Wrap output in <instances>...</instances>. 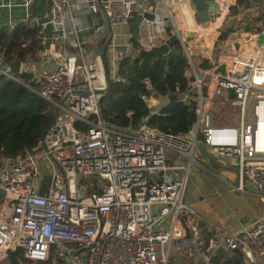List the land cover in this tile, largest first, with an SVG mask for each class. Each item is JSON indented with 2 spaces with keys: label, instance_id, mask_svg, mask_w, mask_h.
I'll use <instances>...</instances> for the list:
<instances>
[{
  "label": "built area",
  "instance_id": "obj_1",
  "mask_svg": "<svg viewBox=\"0 0 264 264\" xmlns=\"http://www.w3.org/2000/svg\"><path fill=\"white\" fill-rule=\"evenodd\" d=\"M47 1L52 4L49 12L41 17L29 15L23 22L41 29L37 35L43 46L50 37V46L39 52L41 63L20 60V71L14 73L0 55V78L25 85L55 106L64 100L35 152L4 166L0 163V264H11L8 255L13 251L20 264L24 261L18 252L23 259L44 263L53 251V259L65 264H171L179 255L197 254L202 255L201 264H210V252L218 249L227 257L240 251L244 264H264V223L219 234L207 242L199 234L195 210L184 202L189 172L194 166L202 167L195 157L200 143L218 157L235 158L240 176L235 189L251 190L264 201V138L260 136L264 42L250 50L264 36V0H258L263 18L259 28L248 30L250 25L242 21L236 38L240 49L202 70L186 47L184 33L215 31L219 35L229 21L232 1L226 6L223 0H207L218 4L219 11L210 12V22L201 24L195 3L188 0L193 25L184 21L178 0ZM31 2L26 0L25 5ZM145 12L154 18H146ZM135 14L141 19L133 33L126 29ZM82 16L88 17L87 23L81 22ZM48 23L53 24L50 35L45 33ZM67 23L73 24L72 29L66 28ZM85 31L92 36L106 33V62L99 50L84 47L79 34ZM172 35L179 40L172 49L181 48L193 74L192 94L183 97L197 104L191 129L175 134L152 127L147 120L124 128L104 120L102 99L109 80H121L123 61L140 59L139 50L161 46ZM131 46L137 55L118 52V47ZM38 69L41 72L35 74ZM187 70L185 66L183 74ZM26 74H31L27 83L23 81ZM143 82L154 92L149 80ZM224 107H232L228 114L233 123L220 122ZM170 151L181 160L171 164ZM47 175L50 180L41 194Z\"/></svg>",
  "mask_w": 264,
  "mask_h": 264
},
{
  "label": "trees",
  "instance_id": "obj_2",
  "mask_svg": "<svg viewBox=\"0 0 264 264\" xmlns=\"http://www.w3.org/2000/svg\"><path fill=\"white\" fill-rule=\"evenodd\" d=\"M231 13H237L235 7ZM140 19V15L135 14L132 20V25L133 22L135 23L134 31L138 28ZM40 31V28H33L27 23H20L14 28L1 29L0 55L4 63L10 64L15 60L22 61L27 58L35 59L44 48L37 35ZM28 40L27 47H23ZM185 64V57L167 60L125 59L120 67L121 80H109V87L102 99V118L106 121L110 120L118 128L127 127L129 124L138 125L147 120L149 125L162 131L185 134L191 129L196 119V102L174 101L158 108V112L155 113L142 98L143 96L152 102L158 99L154 96L156 91L159 95H166L164 97L166 99H169V95H177V99L185 97L188 92L167 93L171 89H177L174 72L177 70L179 76L180 74L182 76ZM180 66L181 68L178 69ZM29 77V75H23V81L27 83ZM146 78L152 80L154 92L147 89L146 84L144 85L143 81ZM185 78L192 82L186 75ZM55 108L52 102L46 101L25 85L3 76L0 78V157L9 162L1 166L10 164L18 157L26 156L30 152H35L38 141L52 124ZM236 254L233 257L224 258L218 264H243L244 255L240 251ZM18 257L24 261V264H43L23 259L20 252ZM53 257L52 253L49 262L53 260ZM210 264H216V261Z\"/></svg>",
  "mask_w": 264,
  "mask_h": 264
},
{
  "label": "crops",
  "instance_id": "obj_3",
  "mask_svg": "<svg viewBox=\"0 0 264 264\" xmlns=\"http://www.w3.org/2000/svg\"><path fill=\"white\" fill-rule=\"evenodd\" d=\"M246 1L245 3L254 1V3L257 4L256 7H259L258 0ZM25 2L26 0H0V30L7 27L12 28L10 26L11 24L18 26V24L25 22L27 20V16L29 15L41 17V15L51 10L52 4L47 0H33V2H31L29 5H25ZM222 2L225 3L226 6L230 2L233 3L232 5H228L229 13L227 14V19L229 21L226 26L222 27V31H227L226 38H223V40L218 39L219 35L222 32H220V34L218 35V32L215 31H205L195 36H188L189 33H184L185 40L187 42L186 47L194 56L193 58L195 59V63L197 64V67H199V69L201 70L204 69V67H206V65L208 64L210 66L215 60H217V58H221L222 55L219 49L226 47L227 43L231 42L227 26H232L238 23L237 26L235 25L236 29L233 31L235 33V37L237 38V27L242 21H246L252 29L256 30L259 28L263 19L262 11L255 12L253 10L247 9L240 11L239 2H241V0H223ZM234 7L237 10L236 14L231 13V10H233ZM97 16L100 19L101 23H103V17L101 15ZM80 19L81 22L84 24L88 22V17L86 16H82ZM26 23L32 26V22ZM72 27V23H67L66 28L68 30L72 29ZM133 28H135L134 22L133 25L131 24V26L126 30H132L133 33H136L137 28L135 31L133 30ZM92 35L93 34H90L85 31L79 34V38L81 41L85 42L84 47L88 51H94L95 49L99 50L103 57V61L106 62L107 59L105 60L106 57L104 55L106 33L103 31H99L98 33H95L94 36ZM235 37V40L233 42L237 41ZM211 40H213L212 43L209 42ZM217 40H219L220 44L217 42ZM236 43L237 42H235V44ZM261 45L262 44H260L258 41L256 45H254L250 50L254 51L258 49V47ZM49 46L44 45L45 49H47ZM177 46L178 44L175 45V47ZM71 49L73 50V48ZM134 49L135 48L133 46L129 48L118 47V52L124 56L126 54L128 57H132L133 55H137ZM180 49V47H177L178 51H181ZM169 58L175 57H166L164 55L157 59L167 60ZM28 59L34 61V63L38 62L39 64L42 61V59L39 57V54L36 56L35 59L27 58L25 61H27ZM39 72H41L40 69H38L35 74ZM188 74L193 76L192 71H190L189 68L186 72V75ZM26 75H29L31 77V74ZM189 88H191V86ZM167 102L170 103L171 100L168 99ZM152 107L156 108V105ZM224 108L221 109L224 110ZM231 108L232 107L228 108L227 112ZM167 155L170 158L169 162L171 164L181 160L179 155H177L173 151L168 152ZM195 157H197L202 167L198 165L194 166L189 172V179L184 194V202L186 204L191 205L195 210L199 234L203 236L207 242L210 239L217 237L219 234L224 235L228 232L239 230L243 227H247V225H253L257 222L264 223V201H262L251 190L246 191V193H240L235 189V186H238L240 182V176H238V168L236 171L230 169L231 164L234 163L236 165L235 158H222L218 157L217 155H214V157H216V162L211 163L207 157H202L199 151L196 152ZM209 251H211V249ZM210 255L211 262L216 261V264H218V262L223 260L224 258H228L227 255H225L223 249L213 250L210 252ZM201 263L202 255L197 254L196 256H191L189 258H177L173 260L171 264ZM244 263L245 261L243 262V264Z\"/></svg>",
  "mask_w": 264,
  "mask_h": 264
},
{
  "label": "water",
  "instance_id": "obj_4",
  "mask_svg": "<svg viewBox=\"0 0 264 264\" xmlns=\"http://www.w3.org/2000/svg\"><path fill=\"white\" fill-rule=\"evenodd\" d=\"M192 1L195 3L196 10H197V6L206 5V6H204V9H202L201 12H199L197 10V12H198L197 17H198L199 23H201V24H208L210 22V20H209L210 12H218L219 11V5L214 3V2H208L207 0H192ZM255 1H257V0H255ZM144 16L148 19L154 18V15L150 12H145ZM249 29H251L250 26L248 27V30ZM52 30H53V24L48 23V25L46 26V29H45V33L47 35H50ZM226 37H227V31H222V33L219 35L218 39L223 40V38H226ZM259 38H260L259 43L262 44V42L264 40V36L262 35ZM178 41H179L178 35H172L171 37L166 39L164 44H162L161 46L153 47L150 50H147V49L139 50L138 57L140 59H143V60H145V59H157V58L162 57L164 55L166 57H182L183 56L182 51H176V50L172 49V45L177 43ZM49 43H50V38L48 37L46 39V44L49 46L50 45ZM20 67H21L20 60H15L14 62L10 63V68L14 73H19ZM219 71L221 73L224 72V64L219 68ZM230 92H231V96H233V90H230ZM178 100L179 99L174 98V99H171V102L178 101ZM59 102H60V105H62L64 103V100L62 99ZM60 105L56 106V108H55L54 116H53V119L51 121L52 123L55 120V118L57 117V115L59 114ZM198 151L200 152L202 157H205V158L207 157L211 163L216 162V157H214V155L211 152H209V150L203 144L200 143L198 145ZM49 180H50V176L47 175L44 177V183L42 186V190L40 191L41 194L43 193L44 189L47 187ZM1 194L4 195L5 192L2 190ZM177 258H183V256L179 255ZM8 259L10 260L11 264H20V262L17 258V253L15 251L9 253Z\"/></svg>",
  "mask_w": 264,
  "mask_h": 264
},
{
  "label": "rangeland",
  "instance_id": "obj_5",
  "mask_svg": "<svg viewBox=\"0 0 264 264\" xmlns=\"http://www.w3.org/2000/svg\"><path fill=\"white\" fill-rule=\"evenodd\" d=\"M256 3H254V1H251V2H248V3H245V2H243V1H241V2H239V7H240V11H243V10H253V11H255V12H259V11H261V8L260 7H256ZM204 6H206V5H199V6H197V10L199 11V12H201L202 11V9H204ZM180 16V15H179ZM190 22V21H189ZM191 23V22H190ZM189 23V24H190ZM235 23H237V22H235ZM238 24V23H237ZM237 24H234V25H232V26H227V29L229 30V35H230V39H231V42H229V43H227V45H226V47H223V48H220L219 50H220V53H221V55L223 56V55H228L230 52H235V51H237V50H239L240 49V46H239V44L238 43H236L235 44V42H233L235 39H234V37H235V33L233 32L235 29H236V26H237ZM190 25H193V24H190ZM236 25V26H235ZM181 26L183 27L184 26V22L183 23H181ZM236 38V37H235ZM212 41L213 40H211V41H209L210 43H212ZM233 42V43H232ZM186 60V59H185ZM185 66H187L188 68H189V64H188V60H186V64H185ZM184 66V67H185ZM168 68H170V67H168ZM172 68V67H171ZM170 68V69H171ZM181 68V66L178 68V69H180ZM184 69V68H183ZM118 71V69H115V72L114 73H116ZM174 75H175V80H176V82H177V85H176V87H177V89H174V90H170L169 92H167L168 94H173L174 92H183V93H187V92H189L190 91V86H193L194 84H192L191 82H190V80L188 81L186 78H185V71H184V74L181 76V74H180V76H179V73L177 72V70H175V72H174ZM117 78H118V76H116V77H114V79L115 80H117ZM192 79H193V77H192ZM146 80H149V82H151L152 83V80L151 79H149V78H146ZM188 82V83H187ZM190 82V83H189ZM193 82H194V79H193ZM180 83H181V85H180ZM152 86H153V83H152ZM185 86H187V88H185ZM154 96L155 97H157L158 98V105L156 106V108H154L155 110L159 107H162V106H164V105H166V103H168L167 101H168V99H166V98H164L165 96H162V95H159V93L156 91V92H154ZM185 97H187L186 95H185ZM181 100H185V98H183V99H181ZM163 103H165V104H163ZM222 111L219 113V118H220V122L221 123H224L225 124V122H232L233 123V120H231V117L229 116V114H228V112H230L231 111V109H229L228 110V112H227V109H225L224 108V110L223 109H221ZM223 111L225 112H227V114L225 113V114H223ZM0 163L1 164H4V163H9V162H7L4 158H2V157H0ZM230 163H232V162H230ZM230 169H232L233 171H236L237 170V166L233 163V164H231L230 165ZM184 214V213H183ZM53 255H55V251H53ZM67 257H68V255H67ZM54 258V257H53ZM172 263V262H171ZM2 264H6L5 262L4 263H2ZM43 264H65V262L64 261H60V259H57V261H55L54 259L51 261V262H46V263H43Z\"/></svg>",
  "mask_w": 264,
  "mask_h": 264
},
{
  "label": "bare ground",
  "instance_id": "obj_6",
  "mask_svg": "<svg viewBox=\"0 0 264 264\" xmlns=\"http://www.w3.org/2000/svg\"><path fill=\"white\" fill-rule=\"evenodd\" d=\"M178 6H179V11L181 13V15L183 17H185V20L184 21H190L191 23H193V20L191 18V9H190V4H189V1L188 0H178ZM189 22V23H190ZM190 23V24H191ZM189 79H191V83L193 84V79H192V76L190 74L186 75ZM192 92H188L187 94L185 95H191ZM170 100L171 99H174V98H177V95H169L168 97ZM159 100L158 99H155L154 101H152V105L153 106H157L158 105V102ZM260 136H262V139L264 138V123L261 125V129H260ZM263 141V140H262Z\"/></svg>",
  "mask_w": 264,
  "mask_h": 264
}]
</instances>
